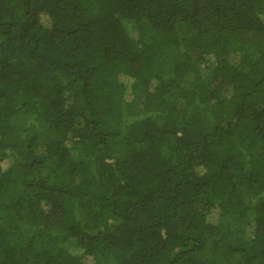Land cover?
<instances>
[{
	"label": "trees",
	"instance_id": "obj_1",
	"mask_svg": "<svg viewBox=\"0 0 264 264\" xmlns=\"http://www.w3.org/2000/svg\"><path fill=\"white\" fill-rule=\"evenodd\" d=\"M0 264H264V0H0Z\"/></svg>",
	"mask_w": 264,
	"mask_h": 264
},
{
	"label": "rangeland",
	"instance_id": "obj_2",
	"mask_svg": "<svg viewBox=\"0 0 264 264\" xmlns=\"http://www.w3.org/2000/svg\"><path fill=\"white\" fill-rule=\"evenodd\" d=\"M129 28L131 29L132 34H135L136 36H139L140 33L144 32L145 30H148L147 26H145V25L144 26L142 25L141 27L140 26L132 27V26L129 25ZM21 118L22 117H19V119L15 118L13 120L14 124H17L18 122H21Z\"/></svg>",
	"mask_w": 264,
	"mask_h": 264
}]
</instances>
